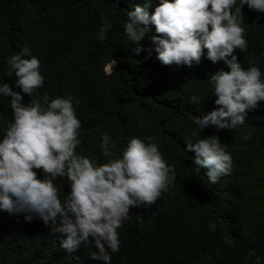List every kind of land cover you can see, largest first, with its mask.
Masks as SVG:
<instances>
[{
  "label": "trees",
  "instance_id": "obj_1",
  "mask_svg": "<svg viewBox=\"0 0 264 264\" xmlns=\"http://www.w3.org/2000/svg\"><path fill=\"white\" fill-rule=\"evenodd\" d=\"M160 0H0V84L8 83L32 99L71 94L81 129L101 143L109 134L116 142L113 158L121 155L131 138H155L163 158L174 166L176 180L156 204L132 208L130 219L119 229L121 246L111 264H264V103L250 111L243 126L217 130L198 129L193 121L217 110L210 76L229 69L223 61L205 56L199 65H162L150 36V25L140 47L124 33L127 12L150 5L153 14ZM108 21L107 39L95 34ZM244 24V22H243ZM247 23L245 22V25ZM247 51L238 61L252 63L264 51V17L246 27ZM249 39V40H248ZM23 47L42 62L44 87L32 97L16 88L14 73L8 75L7 59ZM111 72L105 67L113 63ZM193 99L197 100L194 101ZM11 97L0 95V140L7 120H12ZM196 136H193V131ZM82 135L81 148L88 140ZM217 136L233 159V171L210 184L204 169L195 171L193 152L186 141ZM85 138V139H83ZM98 150L102 152L99 146ZM102 156L103 164L107 162ZM42 178L41 170H35ZM60 198L70 194V184L58 179ZM141 217V218H140ZM215 223V232L209 225ZM81 246L68 253L58 234L39 219L0 212V264H102ZM254 254L249 256V252ZM78 257V259H77Z\"/></svg>",
  "mask_w": 264,
  "mask_h": 264
},
{
  "label": "clouds",
  "instance_id": "obj_2",
  "mask_svg": "<svg viewBox=\"0 0 264 264\" xmlns=\"http://www.w3.org/2000/svg\"><path fill=\"white\" fill-rule=\"evenodd\" d=\"M149 7L136 5L127 12L124 33L137 45L133 53L147 51L145 60L151 56V49L140 47L150 25L155 32L149 38L162 65L191 68L200 64L206 49L209 61H223L229 70L209 78L218 109L193 123L201 130L243 126L248 113L264 103V51L252 63L238 61L250 42L261 41H247L245 33L247 24L251 28L264 17V0H160L151 15ZM111 27L105 21L95 38L106 40ZM6 63L8 75L14 73V84L24 94L32 97L44 87L42 62L29 48L23 47ZM115 63L107 64L105 71L111 72ZM0 95L11 97L12 115L0 140V212L22 215L29 223L39 219L59 235L68 253L91 245L96 249L88 253L91 260L111 264L121 246L118 230L130 219V210L156 204L176 180L174 166L165 161L152 136L131 138L113 158L117 145L109 134H103L99 143L90 138L94 134L83 133L74 107L79 101L74 102L71 94L55 99L44 94L43 104L32 99L25 105L23 95L3 83ZM81 134L88 138L84 149ZM192 135H197L195 130ZM184 151L195 153V171L206 170L210 184L233 171L231 153L217 136L188 140ZM102 156L108 158L104 164ZM35 170H41L42 178ZM61 178L71 189L63 199L56 184ZM215 230V223L210 224L209 231Z\"/></svg>",
  "mask_w": 264,
  "mask_h": 264
}]
</instances>
